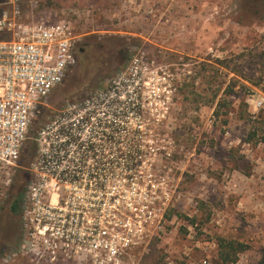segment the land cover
<instances>
[{"label": "rangeland", "instance_id": "1", "mask_svg": "<svg viewBox=\"0 0 264 264\" xmlns=\"http://www.w3.org/2000/svg\"><path fill=\"white\" fill-rule=\"evenodd\" d=\"M17 7L18 20L66 18L78 36L75 63L33 130L114 81L138 93L127 105L140 109L132 123L144 126L153 151L147 179L137 182L157 184L161 217L133 264H264V108L254 104L264 94V0H22ZM29 179L19 168L0 190V251L20 236V215L8 210ZM227 242L247 245L235 262L221 260Z\"/></svg>", "mask_w": 264, "mask_h": 264}, {"label": "built area", "instance_id": "2", "mask_svg": "<svg viewBox=\"0 0 264 264\" xmlns=\"http://www.w3.org/2000/svg\"><path fill=\"white\" fill-rule=\"evenodd\" d=\"M21 1L0 0V190L15 170L30 174L18 251L49 264H133L134 250L161 217L157 184L137 182L147 179L153 151L144 126L132 123L140 109L127 105L138 93L114 81L111 90L67 103L33 130L75 63L78 36L66 18L16 19ZM254 104L264 108V94Z\"/></svg>", "mask_w": 264, "mask_h": 264}, {"label": "trees", "instance_id": "3", "mask_svg": "<svg viewBox=\"0 0 264 264\" xmlns=\"http://www.w3.org/2000/svg\"><path fill=\"white\" fill-rule=\"evenodd\" d=\"M261 71H262L261 72L262 73V77H264V65H263ZM262 88L264 90V80H263V83H262ZM23 193H24V190H18L16 192L15 197L12 199V201H11V203L9 205V210L8 211H9L10 214L20 215V213H21V200H22ZM3 229H4V227L2 226V224H0V233L2 232ZM225 246L228 249L225 250V252L223 251V252L220 253L221 260L223 262H227V261L235 262L236 259H237V254L247 248V245H245L243 243H239V242H237V243L227 242V243H225ZM231 250H232V253H231Z\"/></svg>", "mask_w": 264, "mask_h": 264}, {"label": "flooded vegetation", "instance_id": "4", "mask_svg": "<svg viewBox=\"0 0 264 264\" xmlns=\"http://www.w3.org/2000/svg\"><path fill=\"white\" fill-rule=\"evenodd\" d=\"M19 243H20V236L18 234L17 236L14 237L9 247L10 251L12 250L13 252H15L14 256L12 257V261L9 264H49L48 261L45 259H39L31 254L25 255V254L20 253L18 251ZM7 249L4 247V250L2 251L1 256H0L1 259H3V256L7 253ZM58 264H62V263H58Z\"/></svg>", "mask_w": 264, "mask_h": 264}]
</instances>
